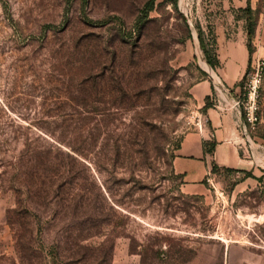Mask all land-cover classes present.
Wrapping results in <instances>:
<instances>
[{"label": "rangeland", "instance_id": "obj_1", "mask_svg": "<svg viewBox=\"0 0 264 264\" xmlns=\"http://www.w3.org/2000/svg\"><path fill=\"white\" fill-rule=\"evenodd\" d=\"M147 1L0 0V264H264V58L255 157L191 191L222 2Z\"/></svg>", "mask_w": 264, "mask_h": 264}, {"label": "crops", "instance_id": "obj_2", "mask_svg": "<svg viewBox=\"0 0 264 264\" xmlns=\"http://www.w3.org/2000/svg\"><path fill=\"white\" fill-rule=\"evenodd\" d=\"M221 2L215 13L212 44V68L217 79L202 78L194 85L193 97L203 121L183 135L172 161L174 171L194 192L201 191V181L207 174L215 173L212 167L242 168L249 162L250 154L255 157L242 109L233 103L243 97L242 79L249 66L264 58V10L258 9V0ZM247 6L255 18L251 53L247 48L248 15L243 10ZM206 103L208 106L204 107Z\"/></svg>", "mask_w": 264, "mask_h": 264}, {"label": "built area", "instance_id": "obj_3", "mask_svg": "<svg viewBox=\"0 0 264 264\" xmlns=\"http://www.w3.org/2000/svg\"><path fill=\"white\" fill-rule=\"evenodd\" d=\"M263 72V60L258 59L254 64H252L251 69L247 74V81L243 87V97L240 100H236L233 104L235 106H240L242 109L244 120L248 128L254 129L257 123L260 121V116L258 114L259 105L257 102L258 89L262 80ZM203 117L200 112L195 115L194 125L201 126Z\"/></svg>", "mask_w": 264, "mask_h": 264}, {"label": "trees", "instance_id": "obj_4", "mask_svg": "<svg viewBox=\"0 0 264 264\" xmlns=\"http://www.w3.org/2000/svg\"><path fill=\"white\" fill-rule=\"evenodd\" d=\"M174 1H176V0H174ZM154 2H155V0H148L146 2V4H145L146 11L145 12H148L149 10H151L153 8ZM243 10L248 15L247 16V38H248L247 48H248L249 53H251L253 50L252 37L254 35L255 18H253L251 16L252 11H251L249 6H247ZM198 40H199L200 46L203 48V50L205 52L207 63H209L213 67L215 65L214 52L213 53L208 52L207 44L204 43V40H203L200 33L198 34ZM210 46L213 47L212 44ZM207 106H208V103H206L204 107H207ZM229 168L230 167H228L227 170H229ZM216 170L217 169L215 167H212L213 172H215Z\"/></svg>", "mask_w": 264, "mask_h": 264}, {"label": "water", "instance_id": "obj_5", "mask_svg": "<svg viewBox=\"0 0 264 264\" xmlns=\"http://www.w3.org/2000/svg\"><path fill=\"white\" fill-rule=\"evenodd\" d=\"M200 44V43H199Z\"/></svg>", "mask_w": 264, "mask_h": 264}]
</instances>
